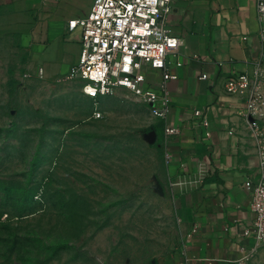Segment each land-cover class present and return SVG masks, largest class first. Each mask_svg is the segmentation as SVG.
Returning <instances> with one entry per match:
<instances>
[{
    "label": "rangeland",
    "instance_id": "374dc122",
    "mask_svg": "<svg viewBox=\"0 0 264 264\" xmlns=\"http://www.w3.org/2000/svg\"><path fill=\"white\" fill-rule=\"evenodd\" d=\"M11 30L0 24V264L169 263L179 227L146 103L46 79ZM261 80L264 93V65Z\"/></svg>",
    "mask_w": 264,
    "mask_h": 264
},
{
    "label": "crops",
    "instance_id": "0c3cea01",
    "mask_svg": "<svg viewBox=\"0 0 264 264\" xmlns=\"http://www.w3.org/2000/svg\"><path fill=\"white\" fill-rule=\"evenodd\" d=\"M92 1L0 0V24L20 36L28 68L53 80L78 61L80 31H69L68 22L85 17ZM255 6V0H172L165 26L179 40L170 68L176 78L166 83L165 119L155 118L179 227L167 264H244L263 250L251 252L254 214L243 184L260 175L256 131L263 134L264 119L254 129L237 114L246 96L225 91L227 79L251 75L258 61L264 65ZM165 127L178 133L166 135Z\"/></svg>",
    "mask_w": 264,
    "mask_h": 264
},
{
    "label": "built area",
    "instance_id": "2783aa9c",
    "mask_svg": "<svg viewBox=\"0 0 264 264\" xmlns=\"http://www.w3.org/2000/svg\"><path fill=\"white\" fill-rule=\"evenodd\" d=\"M255 1L258 39L264 44V0ZM171 7L172 0H93L85 17L68 22L69 31H80V51L77 63L65 77L90 85L93 92L86 91L90 96L126 89L146 103L152 116L165 119L169 105L166 83L176 78L170 68L171 58L176 56L179 47L178 38L165 26ZM174 62L176 66L182 63L177 59ZM254 65L251 75L240 74L227 79L225 91L246 96L237 114L257 130L256 121L264 119V93L262 63L258 61ZM153 72H159V78L153 76ZM204 78L206 74L200 76ZM194 115H200V111L195 110ZM256 132L260 144V175L256 179L247 178L243 184L251 196L250 208L254 214L252 254L264 249V132ZM164 133L176 135L178 130L165 127ZM194 232L191 229L184 236L183 252Z\"/></svg>",
    "mask_w": 264,
    "mask_h": 264
},
{
    "label": "bare ground",
    "instance_id": "6f19581e",
    "mask_svg": "<svg viewBox=\"0 0 264 264\" xmlns=\"http://www.w3.org/2000/svg\"><path fill=\"white\" fill-rule=\"evenodd\" d=\"M85 90H86L87 92H90V93L93 92V88H92L90 85H88V84H86V86H85Z\"/></svg>",
    "mask_w": 264,
    "mask_h": 264
}]
</instances>
